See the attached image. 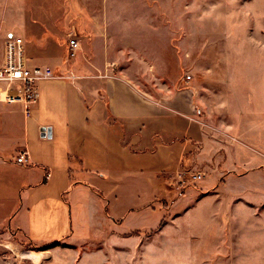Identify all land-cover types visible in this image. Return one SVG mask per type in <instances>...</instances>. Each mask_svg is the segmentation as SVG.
I'll use <instances>...</instances> for the list:
<instances>
[{"label": "rangeland", "instance_id": "rangeland-1", "mask_svg": "<svg viewBox=\"0 0 264 264\" xmlns=\"http://www.w3.org/2000/svg\"><path fill=\"white\" fill-rule=\"evenodd\" d=\"M10 32L25 38L30 64L76 36L65 63L75 72L109 61L155 95L163 82L195 86L239 169L213 158L200 180L191 169L141 197L81 183L68 235L37 243L4 226L0 264H264V0H0L1 48Z\"/></svg>", "mask_w": 264, "mask_h": 264}, {"label": "crops", "instance_id": "crops-1", "mask_svg": "<svg viewBox=\"0 0 264 264\" xmlns=\"http://www.w3.org/2000/svg\"><path fill=\"white\" fill-rule=\"evenodd\" d=\"M40 49L41 64L56 68L57 77L38 83L28 113L21 102L0 104V229L54 242L70 231L68 197L81 183L104 198L141 197L165 193V183L191 169L205 173L213 158L230 172L239 169L230 165V137L219 138L202 116L195 86L163 82L155 95L109 61H89L81 66L86 73L75 72L74 62L67 67L68 56L81 49L73 51L68 39L57 52ZM224 147L225 157L218 153ZM24 150L28 160L18 162Z\"/></svg>", "mask_w": 264, "mask_h": 264}, {"label": "built area", "instance_id": "built-area-1", "mask_svg": "<svg viewBox=\"0 0 264 264\" xmlns=\"http://www.w3.org/2000/svg\"><path fill=\"white\" fill-rule=\"evenodd\" d=\"M73 51L80 47L79 39L71 36L68 39ZM0 55V104L21 102L28 113L37 102L38 83L41 80L53 79L57 74L52 67L44 64H30L26 53V40L20 35L10 34L4 39ZM73 53V52H72ZM191 78L190 75L187 76ZM28 160L27 151H21L18 162ZM203 173L196 171L190 178L200 180Z\"/></svg>", "mask_w": 264, "mask_h": 264}, {"label": "water", "instance_id": "water-1", "mask_svg": "<svg viewBox=\"0 0 264 264\" xmlns=\"http://www.w3.org/2000/svg\"><path fill=\"white\" fill-rule=\"evenodd\" d=\"M45 130H47V132H48V133H47L48 136H51V132H50L51 129H50V128H45V127H43V128H42V131H45ZM43 135H46L45 132L43 133Z\"/></svg>", "mask_w": 264, "mask_h": 264}]
</instances>
